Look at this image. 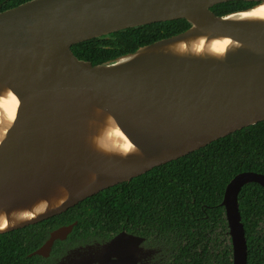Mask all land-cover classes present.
Here are the masks:
<instances>
[{"label": "water", "instance_id": "1", "mask_svg": "<svg viewBox=\"0 0 264 264\" xmlns=\"http://www.w3.org/2000/svg\"><path fill=\"white\" fill-rule=\"evenodd\" d=\"M232 1L256 5L212 10ZM260 6L264 0H31L0 12V235L264 121V15L250 14ZM180 19L191 27L114 63L96 65L72 50ZM251 183L264 188V175L235 176L221 204L233 264H248L238 198ZM76 225L52 231L30 256L48 258ZM142 241L123 231L58 264H137L150 253Z\"/></svg>", "mask_w": 264, "mask_h": 264}, {"label": "trees", "instance_id": "2", "mask_svg": "<svg viewBox=\"0 0 264 264\" xmlns=\"http://www.w3.org/2000/svg\"><path fill=\"white\" fill-rule=\"evenodd\" d=\"M31 0H0V12ZM256 5L232 1L212 10L229 15ZM186 20L122 30L72 47L75 55L96 65L117 59L156 41L185 32ZM264 175V121L212 142L198 151L156 167L86 199L67 212L0 235V264H48L30 256L54 229L77 222L71 240L116 234L121 230L158 241L168 240L171 264H233L225 209L230 181L240 173ZM248 246V264H264V188L251 183L239 194ZM62 243H56V249Z\"/></svg>", "mask_w": 264, "mask_h": 264}, {"label": "flooded vegetation", "instance_id": "3", "mask_svg": "<svg viewBox=\"0 0 264 264\" xmlns=\"http://www.w3.org/2000/svg\"><path fill=\"white\" fill-rule=\"evenodd\" d=\"M73 223H77V222H73ZM65 226H67V225H65ZM60 227H63V226H60ZM60 227H58V228H60ZM58 228H56V229H58ZM56 229H54V230H56ZM123 231L127 232L126 230L123 229L116 234H109L107 236L105 234H102V235H99L97 237L87 238V241H85V242H82L80 240H71L69 238L71 235L70 234L67 237V239H65L64 241H56L53 248H52L50 256L48 258H44V259L48 260V264H58L59 261H61V259L64 256L68 255L69 253H71V252H73V251H75L81 247H85L87 245L103 244L105 242H108L112 238H114L115 236H117L118 234H120ZM51 232H50V234H51ZM127 233L143 238V241H142L140 247H142L144 251H150L149 255H145L144 257H140V261L137 264H171L172 263V262H170L172 251L170 250V245H168V243H167L168 242L167 239H165L163 241H158L155 239V237L147 238V237H145L143 235H139L137 233H132V232H127ZM49 237H50V235H49ZM58 242L62 243V246L59 247L57 250L56 249V243H58ZM132 263L136 264V262L134 263L133 260L131 261V264Z\"/></svg>", "mask_w": 264, "mask_h": 264}, {"label": "bare ground", "instance_id": "4", "mask_svg": "<svg viewBox=\"0 0 264 264\" xmlns=\"http://www.w3.org/2000/svg\"><path fill=\"white\" fill-rule=\"evenodd\" d=\"M250 14H253V15H261L262 14V15H264V6H260V7H257L255 9H253L250 12ZM218 45L221 46V47H225V46H228L229 43L226 42V41H223V42H218ZM54 198H55V200H60L61 199L60 195H55ZM41 207H45V206L41 205Z\"/></svg>", "mask_w": 264, "mask_h": 264}]
</instances>
